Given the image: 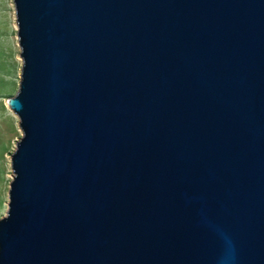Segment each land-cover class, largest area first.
Here are the masks:
<instances>
[{
  "label": "water",
  "instance_id": "95a60500",
  "mask_svg": "<svg viewBox=\"0 0 264 264\" xmlns=\"http://www.w3.org/2000/svg\"><path fill=\"white\" fill-rule=\"evenodd\" d=\"M0 264H264V0H12Z\"/></svg>",
  "mask_w": 264,
  "mask_h": 264
},
{
  "label": "rangeland",
  "instance_id": "374dc122",
  "mask_svg": "<svg viewBox=\"0 0 264 264\" xmlns=\"http://www.w3.org/2000/svg\"><path fill=\"white\" fill-rule=\"evenodd\" d=\"M12 0H0V216L5 213L8 181L11 178L9 154L21 134L16 115L6 105V97L17 88L20 57Z\"/></svg>",
  "mask_w": 264,
  "mask_h": 264
}]
</instances>
